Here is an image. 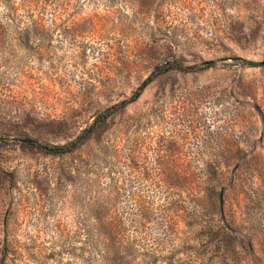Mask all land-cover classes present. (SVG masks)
<instances>
[{
    "label": "rangeland",
    "instance_id": "obj_1",
    "mask_svg": "<svg viewBox=\"0 0 264 264\" xmlns=\"http://www.w3.org/2000/svg\"><path fill=\"white\" fill-rule=\"evenodd\" d=\"M56 6L0 14V264H136L81 244L104 191L91 162L107 135L125 138L117 146L137 137L139 160L192 188L167 228L126 222L154 264H264V0ZM91 128L77 150L47 151ZM118 175L125 191L152 195Z\"/></svg>",
    "mask_w": 264,
    "mask_h": 264
},
{
    "label": "trees",
    "instance_id": "obj_2",
    "mask_svg": "<svg viewBox=\"0 0 264 264\" xmlns=\"http://www.w3.org/2000/svg\"><path fill=\"white\" fill-rule=\"evenodd\" d=\"M1 3L0 14L11 20L23 13L29 16H40L45 10L52 12L58 10L56 0H21L17 3L3 0ZM37 26L33 25V27ZM182 67L178 61L169 66L170 69H182ZM116 109L115 105L106 108L100 120L106 119ZM91 131L92 128L85 129L69 142L48 147L47 151L56 155L71 153L82 145ZM118 138L123 141L125 139L122 135H107L95 144L91 162L93 172L96 178L105 174L106 182L103 185L104 191L91 198L92 206L88 210V216L93 221L82 226L85 240L81 244L87 243L86 245L91 246V249L100 247V256L109 263L116 259H123L127 255H134L139 259L136 264H154L158 256L155 254L156 251L141 249L140 244L137 243L138 240L128 234L126 222L130 223L135 232H139V229L144 228L152 219L159 220L158 223L167 228L174 224L173 221L177 217H182L177 211L182 210L187 196L192 197L190 193L192 188L190 184L186 187L185 179L178 175L165 176L155 172V168L158 169L161 165L160 162H155L157 164L155 167L153 164L147 167L145 162L139 160L135 145L137 137H133L131 141L121 146H117ZM148 168L153 169L154 172L147 174L144 170ZM124 169L129 172V176L140 181L145 187L153 188L152 195L144 194L140 190L125 191L121 184V177L118 175ZM213 195L217 209L220 211V193ZM79 249L81 259L91 254L89 249L85 256L84 245H81Z\"/></svg>",
    "mask_w": 264,
    "mask_h": 264
}]
</instances>
